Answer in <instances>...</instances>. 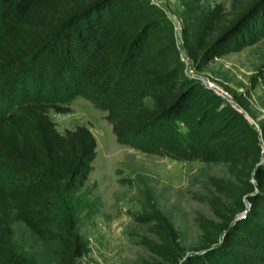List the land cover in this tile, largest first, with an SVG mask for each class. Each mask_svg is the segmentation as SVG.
I'll use <instances>...</instances> for the list:
<instances>
[{"label":"trees","instance_id":"1","mask_svg":"<svg viewBox=\"0 0 264 264\" xmlns=\"http://www.w3.org/2000/svg\"><path fill=\"white\" fill-rule=\"evenodd\" d=\"M142 1L134 0L138 6L134 19L107 32L95 13L111 0H0V78L18 65L35 68L47 62L62 77L72 76L71 68L79 70L91 85L108 94L110 83L118 87L124 72L134 66L142 33L152 19L149 9L140 11ZM182 5L181 32L197 67L256 40L264 31V0H229L226 9L210 12L197 11L190 1L183 0ZM156 54L143 69L153 92L152 104H144L138 95L116 98L109 94L105 118L111 121L118 141L183 156L179 152L183 137L173 120L188 108L202 119L207 107L199 97L206 89L186 79L171 28L162 36ZM15 106L16 111H0V168L14 173L8 186L0 185V246L7 245L12 224L21 222L37 237L55 242L52 252L58 264H81L84 246L76 236L75 220L53 215L54 195L80 189L95 156V138L85 124L63 132L55 128L48 109L66 112L67 105L28 99ZM222 124L224 143L235 141L222 159L236 189L215 175H208L207 182L224 197L243 196L248 209L236 217L231 206L209 197L216 220L200 224L202 240L192 248L203 255L184 254L173 224L157 215L153 224L157 239L142 242L167 264H264V154L254 132L241 124ZM238 205L244 207L242 201ZM11 258L27 264L9 254H3L0 263Z\"/></svg>","mask_w":264,"mask_h":264},{"label":"rangeland","instance_id":"2","mask_svg":"<svg viewBox=\"0 0 264 264\" xmlns=\"http://www.w3.org/2000/svg\"><path fill=\"white\" fill-rule=\"evenodd\" d=\"M182 1H142L140 11L149 9L152 19L142 33L134 66L124 72L118 87L116 82L110 83L108 94L91 85L79 70L71 68L72 76L62 77L47 62H39L35 68L30 64L18 65L0 78V111H16L15 105L28 99L67 105L66 112L48 109L55 128L63 132L76 124H85L95 138V156L80 189L71 194L57 191L54 195L53 215H69L75 220L76 236L84 246L81 264H167L142 242L144 238L157 239L153 230L157 215L173 224L184 254L203 255V251L192 248L202 240L200 224H205L206 219L216 220L209 197L216 196L222 205L231 206L236 217L243 216L248 209L243 196L227 198L214 191L207 176L222 177L234 188L237 185L222 159L223 153L235 145V141L224 143L223 122L241 124L246 131L254 132L264 154V31L256 40L229 49L197 67L187 54L181 32ZM186 1L199 12L226 9L229 2ZM137 7L134 0H111L95 17L107 32H112L134 19ZM71 27L76 28L75 22ZM169 28L183 68L186 59H181L182 54L188 56L186 64L192 75L184 71L186 79L206 89L204 95L208 97L204 100L205 96L198 93L207 107L201 121L189 108L173 120L183 137L179 142L183 156L145 151L118 141L111 121L105 118L109 94H116V98L138 95L144 104H152L153 92L143 69L156 58L157 46ZM59 50L63 52L61 45ZM205 79L226 94L219 95L206 87ZM13 178L12 171L0 168V185L8 186ZM239 201L244 203L243 208ZM12 230L7 245L0 246V257L9 254L27 264H58L52 252L54 241L37 237L21 222L12 224ZM15 260L0 264H20Z\"/></svg>","mask_w":264,"mask_h":264},{"label":"built area","instance_id":"3","mask_svg":"<svg viewBox=\"0 0 264 264\" xmlns=\"http://www.w3.org/2000/svg\"><path fill=\"white\" fill-rule=\"evenodd\" d=\"M151 1H153V2H157L158 0H151ZM181 59H182V60L186 59V60H184V62H185V66H184L183 70H184L185 72H188L190 75H192L191 69H190V68H187V64H186V63H187V60H188V56H187V55L184 56V55L182 54ZM204 84H205L206 87L211 88L212 90H214L215 93H217V94H219V95H224V94H226V92H225L223 89H221L220 87L216 86L211 80L205 79V80H204Z\"/></svg>","mask_w":264,"mask_h":264}]
</instances>
